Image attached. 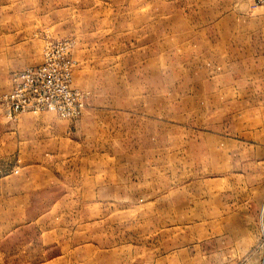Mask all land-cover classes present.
<instances>
[{
  "label": "rangeland",
  "instance_id": "rangeland-1",
  "mask_svg": "<svg viewBox=\"0 0 264 264\" xmlns=\"http://www.w3.org/2000/svg\"><path fill=\"white\" fill-rule=\"evenodd\" d=\"M66 61L78 117L9 116ZM0 264H264V7L0 0Z\"/></svg>",
  "mask_w": 264,
  "mask_h": 264
},
{
  "label": "built area",
  "instance_id": "built-area-1",
  "mask_svg": "<svg viewBox=\"0 0 264 264\" xmlns=\"http://www.w3.org/2000/svg\"><path fill=\"white\" fill-rule=\"evenodd\" d=\"M256 2L264 7V0H256ZM15 78L14 98L8 99L12 103L11 106L8 103L9 116L25 112H51L61 118H76L81 114L80 97L69 87L71 81V64L69 62H64V66L59 69L56 76L50 72V67L42 63L36 68L22 71ZM52 82H55L57 86V98L45 90ZM19 96L22 98L21 100L18 99ZM16 101L18 104H15Z\"/></svg>",
  "mask_w": 264,
  "mask_h": 264
},
{
  "label": "crops",
  "instance_id": "crops-1",
  "mask_svg": "<svg viewBox=\"0 0 264 264\" xmlns=\"http://www.w3.org/2000/svg\"><path fill=\"white\" fill-rule=\"evenodd\" d=\"M20 130V129H19ZM29 131H30V129H28ZM20 132V131H19ZM238 223V222H237ZM237 226H240V225H237ZM238 228H240V227H238ZM237 234V238H239L240 236H243L244 237V239H246V240H248V238L250 237V236H252V242L253 243H259L260 242V237H261V235H260V230L258 229V227H256L255 226V229L253 230V233L252 234H250L248 231H245V229H243V230H237V232H236ZM245 240V241H246Z\"/></svg>",
  "mask_w": 264,
  "mask_h": 264
}]
</instances>
